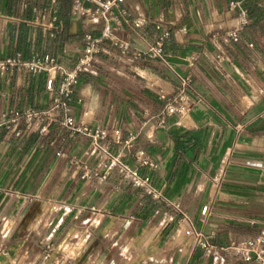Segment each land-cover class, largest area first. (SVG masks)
I'll return each instance as SVG.
<instances>
[{"label":"crops","instance_id":"0c3cea01","mask_svg":"<svg viewBox=\"0 0 264 264\" xmlns=\"http://www.w3.org/2000/svg\"><path fill=\"white\" fill-rule=\"evenodd\" d=\"M232 1L248 8L250 23L239 41L221 43L213 35L237 23ZM73 4L0 0V61L48 54L73 66L84 34L103 28L74 15ZM123 7L112 25L129 48L103 43L106 52L80 77L71 114L79 127L119 129L123 141L134 135L133 146L92 152L91 135L60 123L45 134L0 131V256L13 251L15 264H120L122 255V264H254L233 244L264 235V0ZM166 31V61L133 57ZM189 74L191 111L164 115L166 98ZM46 81L45 73L0 68V114L51 105ZM139 151L153 164L139 161ZM116 155L162 197L135 185L112 162ZM71 237L86 244L79 253L64 247Z\"/></svg>","mask_w":264,"mask_h":264},{"label":"built area","instance_id":"2783aa9c","mask_svg":"<svg viewBox=\"0 0 264 264\" xmlns=\"http://www.w3.org/2000/svg\"><path fill=\"white\" fill-rule=\"evenodd\" d=\"M126 0H74L72 13L77 15L88 22H102L103 28L100 35H95L91 31L84 34L83 41L84 47L80 52L77 62L73 66L59 61L51 55H35L29 59H22L20 56L8 57L0 61V68H14L20 67L32 74L45 73L47 89L51 93L52 103L46 108L25 107V108H12L0 114V131L8 130L15 136L21 137L29 133L33 129H37L40 133L45 134L54 123H60L63 126L72 129V133L84 132L91 135L92 152L99 149L104 150L111 156L108 148L110 143L124 144L128 147L133 146L135 139L134 135H130L128 139L123 141L121 131L119 129L109 131L102 127L90 129L87 127H79L76 124L75 118L71 114L72 101L77 90L80 77L83 73L92 72L97 55L104 51L106 52L103 43L109 41L112 44L119 46L122 49H128L129 43L120 39L112 25V21L116 18L114 13L115 9H120L125 13L123 7ZM231 10L239 8L237 14V23L233 29L214 34L216 41L221 43H228L231 41H239L241 32L250 23V13L248 8L242 6L238 1L230 2ZM140 24V19L135 21ZM171 37L169 31L164 32L157 42L149 47L147 50L136 51L133 55L134 58H159L166 61V54L164 43ZM252 45V44H251ZM193 77L191 74L183 76L181 79V89L175 93L170 94L166 98L164 107V115H177L183 118L189 114L193 106V98L189 93L192 88ZM22 123L25 126H21ZM101 140H107L106 145H101ZM143 151L136 153L137 159L144 164H153L148 159L141 158ZM112 162L119 164L121 170L128 174L133 179V183L140 187H148V193L155 199H160V193L148 184V177H141L139 171L130 167L127 163L123 162L120 155L112 156ZM87 172L84 176H87ZM98 174V173H97ZM102 179L107 178V173L100 176ZM208 211V205L202 209L203 213ZM198 243L205 249L206 252L212 253L213 247L205 238L202 232L198 233ZM233 248L240 251L245 261L254 264H264V235L260 237H252L233 244Z\"/></svg>","mask_w":264,"mask_h":264},{"label":"rangeland","instance_id":"374dc122","mask_svg":"<svg viewBox=\"0 0 264 264\" xmlns=\"http://www.w3.org/2000/svg\"><path fill=\"white\" fill-rule=\"evenodd\" d=\"M85 245H86V244L84 243L83 240L77 242L76 239H74V238L71 237V238H70V239L64 244V247H65L67 250H69L70 252H72V253H79V252L85 247ZM5 257H8V258H10V259L13 260V258H12V257H13V251L8 252L7 256H4L3 258H5ZM3 258H2V259H3ZM124 259H127V255H122V256L117 257L116 261L119 262L120 264H122V263L124 262ZM13 262H14V261H13ZM59 262L63 263V261H61V260H59ZM14 264H15V263H14ZM49 264H52V262L49 263ZM63 264H69V263L67 262V263H63Z\"/></svg>","mask_w":264,"mask_h":264},{"label":"bare ground","instance_id":"6f19581e","mask_svg":"<svg viewBox=\"0 0 264 264\" xmlns=\"http://www.w3.org/2000/svg\"><path fill=\"white\" fill-rule=\"evenodd\" d=\"M0 264H14V262L12 259L5 257L3 259H0Z\"/></svg>","mask_w":264,"mask_h":264},{"label":"water","instance_id":"95a60500","mask_svg":"<svg viewBox=\"0 0 264 264\" xmlns=\"http://www.w3.org/2000/svg\"><path fill=\"white\" fill-rule=\"evenodd\" d=\"M3 257H4V256H3V255H1V256H0V259H2Z\"/></svg>","mask_w":264,"mask_h":264}]
</instances>
